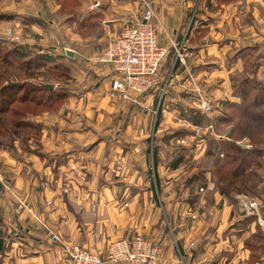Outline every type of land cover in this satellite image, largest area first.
<instances>
[{"label": "crops", "instance_id": "1", "mask_svg": "<svg viewBox=\"0 0 264 264\" xmlns=\"http://www.w3.org/2000/svg\"><path fill=\"white\" fill-rule=\"evenodd\" d=\"M144 1L82 0L58 29L68 30L72 43L47 54L54 58L46 66L57 74L63 67L59 89L67 88V97L28 117L38 133L26 146L15 140L13 148L0 149L7 184L0 189V264H65L66 245L103 254L110 242L135 235L158 246L157 264H264V228L219 194L207 143L183 134L196 127L181 112L190 102L183 98L191 93L188 73L210 114L238 103L232 89L238 73L264 81V0H146L159 23L158 42L170 49L162 70L167 89L142 94L138 104L120 103L108 97L113 73L97 54L141 17ZM23 20L34 32L27 45L47 46L38 43L44 28ZM173 46L180 48L177 67ZM51 74L48 85L58 89ZM209 134L219 143L226 139ZM191 153L200 158L202 184L191 183L194 171H183ZM236 217L247 226L234 225ZM261 219L264 225V213Z\"/></svg>", "mask_w": 264, "mask_h": 264}, {"label": "trees", "instance_id": "2", "mask_svg": "<svg viewBox=\"0 0 264 264\" xmlns=\"http://www.w3.org/2000/svg\"><path fill=\"white\" fill-rule=\"evenodd\" d=\"M76 13L69 17H74ZM4 44L0 42V149H11L15 140L24 147L28 139L37 135L38 127L28 117L54 109L67 97V91L46 87L51 84V79L44 74L46 62L51 59L47 53L29 57L21 48L9 45L10 43ZM180 64L177 59L175 66ZM183 71L186 73L185 67ZM188 71L192 73L189 69ZM232 89L238 103H224L223 108L229 110L230 114L222 111V118L217 119V123H234L235 129L231 127L224 134L225 141L219 143L210 137L209 131H215L214 120L212 119V124L209 123V117L199 109L186 108L181 112L192 126L200 129L199 138L207 143L208 159H212L216 166L215 187L219 194L231 202L234 195L239 194L261 199L264 196V179H255L256 170L264 166V135L257 134V138L256 134L249 131L252 128L249 123L244 124L245 128L237 134L238 126L242 124L233 115H239L240 120H256L261 125L262 132L264 131V81L257 77H244L239 82L235 79ZM258 110L263 113L256 115L254 111ZM175 132L181 134L182 131ZM195 132L185 131L183 134L194 135ZM241 138L247 139L248 149L238 143ZM219 153L221 159H218ZM201 179L202 176L195 175L191 183ZM247 180H255L254 186L246 185Z\"/></svg>", "mask_w": 264, "mask_h": 264}, {"label": "built area", "instance_id": "3", "mask_svg": "<svg viewBox=\"0 0 264 264\" xmlns=\"http://www.w3.org/2000/svg\"><path fill=\"white\" fill-rule=\"evenodd\" d=\"M158 29L159 23L150 2L145 0L141 17L127 24L119 37L111 40L98 53V63L107 65L113 73L108 91L110 99L138 104V97L142 94L166 89L162 70L170 49L159 44ZM174 49L177 50L176 59L182 62L180 48ZM188 78L192 80L193 77L188 73ZM194 91L200 111L209 113L210 103L204 92L200 93L197 87ZM0 183H4L1 173ZM243 199L246 202H242L241 211L256 216L264 228L261 219L264 201ZM61 255L65 264H157L160 259L158 246L141 235L112 241L103 254L77 243L64 246Z\"/></svg>", "mask_w": 264, "mask_h": 264}, {"label": "rangeland", "instance_id": "4", "mask_svg": "<svg viewBox=\"0 0 264 264\" xmlns=\"http://www.w3.org/2000/svg\"><path fill=\"white\" fill-rule=\"evenodd\" d=\"M81 1L82 0H0V42L3 45H5L4 43H10L9 45H13V46H17V47L21 48L23 51H25L26 53L29 54V57L41 56V55H44L46 53L52 56V53L55 54V52L58 53V51L63 53L65 48L68 49L67 43L68 42L72 43V41H71L72 38H70V36L68 35V30L62 31L63 29H65V28H63L64 24H68L67 21H68V18L70 15H73L75 12L79 11L78 9L80 7ZM142 5H143V3H142ZM54 8L58 9V11L60 12L59 15H57V16L54 15L55 14V12H53ZM56 18L59 20L61 25L58 23V20ZM22 19H25L23 21H26V22L30 21V23H33L34 25L35 24L37 25L39 23L40 27L44 28L42 35L40 36V41L38 43H42V44L47 45V46H44V47L40 46L39 47V46L27 45V42L25 41V39H27V37L29 38V36H32V33H34V32H28L23 27L24 24L26 26V23L23 22L24 23L23 24L21 22ZM137 19H139V17H136V21H137ZM61 21H63V24ZM53 25H55V27ZM90 27H88V28L90 29ZM82 28H84V27H80V29H82ZM58 29H62V30H58ZM49 30L54 32V33L51 37L48 38ZM32 31H33V28H32ZM99 32L100 31L97 29L95 31H93V33H98V34H99ZM105 45L103 47H105ZM27 48L30 51H28ZM173 50H174V54H175L174 56L176 57L177 50L174 48H173ZM97 56H98V54H97ZM53 58L54 57H52L48 61V63H52ZM60 70H63L62 66H61V69H59L57 71L58 72V74H57L56 70L54 71L53 66L48 67L45 65V67H44V71H45L44 74H47L50 79H51L50 75H52L51 73L56 74L57 77L54 81V82H56L54 84V86H56V88H58V89L61 88L60 83H63L64 80L66 79V75L63 74L64 71L61 72ZM244 76H246V74L244 72L238 73V76L236 79H238V82H239L240 80L244 79ZM256 83L258 84V82H256ZM189 85L191 87V91H190L191 93H189L188 95H185L183 98L186 102L190 101L191 103H193L195 101V103H196L197 99H196V93L194 91V87H197L200 93L202 92V90H201L202 88L200 89V87L197 85L194 78H192V80L189 79ZM65 90L67 91V88ZM111 100H113V99H111ZM117 101L120 102L119 100H117ZM190 102L188 103L187 106H185V108L189 109V108L193 107V105L190 104ZM196 104L197 105H195L194 108L199 109L198 102ZM223 111H224L223 113H226L227 115L230 114L229 110L224 109ZM211 112H212V110L209 111V123L212 124V119L214 120L213 121L214 122L213 126H214V130H215V131H213L214 133L216 132L217 134H220V135L223 134L224 135L226 132H228V130L231 127L233 129H235V127L233 126L234 123H229V124L228 123H226V124L220 123V122L217 123V119L219 117L222 118V116L220 114H215V113L210 114ZM233 112L231 111V113H233ZM254 113H256V115H261V113H263V111L258 110L257 112L254 111ZM233 118L237 119L239 121V123L242 124V125L238 126V130H236L237 134H240V130L242 128H245L246 123H249V124H251V127H252L251 129H249L250 132L256 134V136H257V134H258V136L264 135V131L262 132V130L260 128L261 125L258 124V122L256 120H253V121H250L251 119L240 120L239 115H236V114L233 115ZM189 129H191V128L189 127ZM193 129H194V131H196L195 135H198V137H199L200 130L199 129L196 130V128H193ZM165 131L162 130L161 133L163 134V133H165ZM176 131H179V130L177 129ZM258 136H257V138H258ZM244 139L245 138H241L238 143L240 144L241 147H245L246 149H248L249 145L247 144V139H245V140ZM223 141H225V140H223ZM194 142L199 145L202 141H197V139H195ZM189 146L194 148V146H192L191 144ZM6 147H8V146H6ZM205 149H206V146H205ZM185 157H186L185 162H184L185 168L183 171L184 172L187 170L188 171H194L192 176L189 175V177H191V178L195 175H200V176L204 177L202 175V173H204V170H203V168L199 167L200 158L197 157L196 154H193V153H191V155H189V157L188 156H185ZM206 164H207L208 168L211 170V172H212V170L216 169L214 162H212V165L209 161ZM256 172H257V178L255 180H258L260 178L264 179V166L262 169L256 170ZM0 173L2 176V180L5 183L6 172L3 170V168L1 166H0ZM189 177H188V179H189ZM255 180H253V181H255ZM198 181L197 182L200 184L203 183L202 179L198 180ZM253 181L249 180L246 183V185L254 186ZM243 197L248 198L250 200L255 199V198H252V197H249L246 195L239 194L236 197H234V199H232V201H233L232 203H234L233 205L231 204L232 209H237V207L240 206V210H241L242 202L243 203L246 202V200H244ZM191 198L194 199L195 196H191ZM195 204L196 203H194L192 206H190V208L193 209V207H194L196 209L197 206ZM236 212H237V210H236ZM191 213L196 214V216L198 215L197 210H195V211L191 210ZM250 216H252V215H250ZM187 219L191 220V223H194L196 221V219H191L190 217H188ZM237 221H241V220H238V218H237L236 222H235L236 224L234 223V225H238V227L239 226H247L245 224H241V222L237 223Z\"/></svg>", "mask_w": 264, "mask_h": 264}, {"label": "water", "instance_id": "5", "mask_svg": "<svg viewBox=\"0 0 264 264\" xmlns=\"http://www.w3.org/2000/svg\"><path fill=\"white\" fill-rule=\"evenodd\" d=\"M66 55L69 56V57H72L73 56V53L70 52V51H66ZM47 88L49 89H52V85H46ZM2 185L0 183V189H1Z\"/></svg>", "mask_w": 264, "mask_h": 264}]
</instances>
